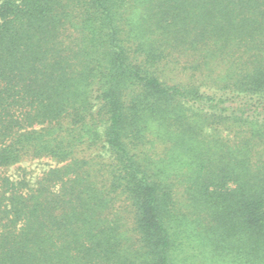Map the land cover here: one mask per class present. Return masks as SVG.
<instances>
[{
  "label": "trees",
  "instance_id": "trees-1",
  "mask_svg": "<svg viewBox=\"0 0 264 264\" xmlns=\"http://www.w3.org/2000/svg\"><path fill=\"white\" fill-rule=\"evenodd\" d=\"M0 264H264V0H0Z\"/></svg>",
  "mask_w": 264,
  "mask_h": 264
},
{
  "label": "rangeland",
  "instance_id": "rangeland-1",
  "mask_svg": "<svg viewBox=\"0 0 264 264\" xmlns=\"http://www.w3.org/2000/svg\"><path fill=\"white\" fill-rule=\"evenodd\" d=\"M56 165L49 158L26 159L16 167L10 168L7 173L13 179H17L24 173L23 170H25L27 172V178L34 184L46 171Z\"/></svg>",
  "mask_w": 264,
  "mask_h": 264
}]
</instances>
